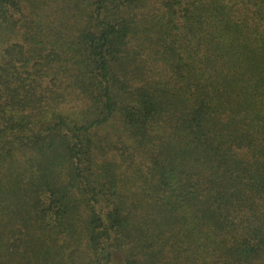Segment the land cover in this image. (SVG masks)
<instances>
[{"label":"trees","instance_id":"obj_1","mask_svg":"<svg viewBox=\"0 0 264 264\" xmlns=\"http://www.w3.org/2000/svg\"><path fill=\"white\" fill-rule=\"evenodd\" d=\"M0 264H264V0H0Z\"/></svg>","mask_w":264,"mask_h":264}]
</instances>
